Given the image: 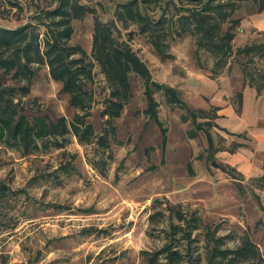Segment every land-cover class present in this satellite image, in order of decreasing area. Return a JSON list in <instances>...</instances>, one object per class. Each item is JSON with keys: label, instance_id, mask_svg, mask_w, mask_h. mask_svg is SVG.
<instances>
[{"label": "rangeland", "instance_id": "obj_1", "mask_svg": "<svg viewBox=\"0 0 264 264\" xmlns=\"http://www.w3.org/2000/svg\"><path fill=\"white\" fill-rule=\"evenodd\" d=\"M79 1L90 11L72 21L71 41L89 54L94 15L104 21L115 20L114 8L125 0ZM57 3L0 0V25L16 27L32 22L42 37L44 26L37 17ZM159 5L167 7L166 14L171 15L176 7H188L191 2L149 0L145 7L156 17ZM252 12L253 4L245 1L233 17L241 21ZM117 25L118 35L146 63L151 78L173 86L185 107L169 102L160 88L153 91L158 119L147 115L144 81L131 73V96L113 120L111 131L102 115L108 89L95 64L90 83L93 101L87 117L95 133L90 142H80L68 133L63 147L41 146L32 152L1 143L0 264H171L165 247L177 251L181 261L207 264L214 238L220 237L221 248H235L242 234L258 244L264 257V188L257 186L254 176L242 178L239 174L234 180L230 176L234 172H225L215 155L214 149L231 146L229 139L243 138L227 133L215 121L217 110L208 94L212 93L210 83L216 82L205 80L203 92L191 101L177 88H183L188 71L208 76L211 57L185 33L169 39L171 56L161 58L135 25ZM258 31L235 27L233 51L258 38ZM243 60L242 55L229 59L220 75L224 80H218L220 86L239 84ZM248 65L254 74L263 76L264 56H256ZM14 101L29 117L55 119L62 115L70 121L77 111L46 65L38 66L29 92H17ZM190 111H195L200 128L192 122ZM206 133L211 135L212 147ZM100 135H106L105 146L99 142ZM246 144L251 146L250 140ZM178 212L184 216L182 221ZM142 251L150 257L161 252L151 262Z\"/></svg>", "mask_w": 264, "mask_h": 264}, {"label": "trees", "instance_id": "obj_2", "mask_svg": "<svg viewBox=\"0 0 264 264\" xmlns=\"http://www.w3.org/2000/svg\"><path fill=\"white\" fill-rule=\"evenodd\" d=\"M148 1L125 0L117 3L114 8L115 20L112 21H104L94 15L92 48L89 54L81 45L71 41L74 30L72 21L84 17L90 11L79 0H58L55 7L45 10L37 17V22L44 26L42 37L36 24L32 22L16 27L0 25V144L25 152L35 151L41 146L61 148L65 145V135L68 133H73L80 142H90L95 133L87 117L93 101L90 83L93 81L95 64L104 75L108 89L102 115L106 116L105 122L111 131L114 129L113 120L120 115L131 96V73L144 81L148 101L144 111L147 115L158 119V105L153 91L160 88H164L169 102L185 107L173 86L158 83L151 78L146 63L128 41L118 35L117 22L122 28L135 25L161 58L171 56L169 39L174 34L192 35L196 47L212 59L208 74L210 78L220 76L231 57L242 55L244 60L240 62V66L243 84L255 86L258 93L264 90V72L263 76H258L248 65L256 56H264V30L258 31L259 37L249 44L234 51L232 46L234 29L240 24V18L233 17L234 11L240 3L250 1L253 12H260L264 10V0H189L190 6L176 7L177 11L171 15L166 14L167 7L159 5L157 8L160 13L156 17L145 7ZM39 65L47 66L50 77L61 84V90L68 95L69 104L77 110L70 121L62 115L55 119L48 115L29 117L18 107V102L14 101L17 92L21 95L29 92ZM241 99V91L236 92L238 111ZM190 115L192 122L200 128L201 123L196 121L195 111H190ZM186 118L184 115V120ZM105 131L107 130L104 129ZM195 134H191V137ZM206 137L208 146L211 147V135L206 133ZM99 142L105 146L106 135H100ZM220 167L228 173L232 170L234 173L230 176L238 180L240 173L234 168L226 165ZM254 180H258L260 187H264V174ZM183 217L181 212L177 213L178 220L182 221ZM197 224L194 222L193 228ZM213 242L214 245L207 254V264H235L241 261L264 264L258 244L248 234L240 236V242L235 248H221L220 237L214 238ZM164 250L171 264H198L181 261L178 252L169 247ZM159 252L161 251L154 252L151 257L148 252L145 254L153 262Z\"/></svg>", "mask_w": 264, "mask_h": 264}, {"label": "crops", "instance_id": "obj_3", "mask_svg": "<svg viewBox=\"0 0 264 264\" xmlns=\"http://www.w3.org/2000/svg\"><path fill=\"white\" fill-rule=\"evenodd\" d=\"M239 26L246 29L252 27L264 30V10L248 14L241 19ZM223 78L225 77L210 78L201 72L188 71L184 76L183 88L180 85L177 88L181 89L184 94H188L191 101L192 97L196 96L195 94L203 90L205 80L216 82L217 85L210 83L213 94H208V96L210 95L209 101L214 104L217 110L215 121L223 130L226 129L224 131H228L227 133L231 132L232 135L236 134L243 138L229 139L228 143L231 146L214 149L215 155L222 161L221 165L234 168L242 175V178L243 176L257 178L264 174V90L258 93L255 86L248 83L243 84L242 75H240L238 85L234 86L230 82L228 85L220 86L218 80L222 82ZM238 91H241L242 94L239 111L236 110V92ZM225 96L227 99H224ZM202 97L203 95L199 96L200 101ZM228 120L229 122H227ZM249 140L251 146L246 144ZM232 147H234L233 150H230ZM256 182L260 187L261 183L258 180Z\"/></svg>", "mask_w": 264, "mask_h": 264}, {"label": "water", "instance_id": "obj_4", "mask_svg": "<svg viewBox=\"0 0 264 264\" xmlns=\"http://www.w3.org/2000/svg\"><path fill=\"white\" fill-rule=\"evenodd\" d=\"M212 164L215 165V166H217L216 163H215L214 161L212 162Z\"/></svg>", "mask_w": 264, "mask_h": 264}]
</instances>
